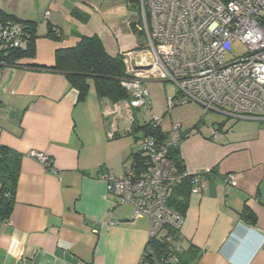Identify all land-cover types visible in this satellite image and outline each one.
<instances>
[{
	"label": "crops",
	"instance_id": "0c3cea01",
	"mask_svg": "<svg viewBox=\"0 0 264 264\" xmlns=\"http://www.w3.org/2000/svg\"><path fill=\"white\" fill-rule=\"evenodd\" d=\"M105 2L0 0V11L37 22L34 56L0 71V144L22 154L13 207L7 218L0 217V264H161L143 261L150 220L135 218L134 207L118 202L102 177L121 178L137 163L132 154L144 130L136 124L146 121L140 123L135 109L131 123L126 100L100 98L92 81L80 99L67 75L52 68L57 50L74 47L82 35L98 34L112 55L129 45L131 31L114 24L117 51L110 52L106 35L89 24L106 20ZM46 10L61 31L59 39L48 35ZM153 82L159 81L147 82L150 109L157 94ZM218 113L229 118L216 119L207 131L187 128L192 132L179 144L188 174L213 170L206 186L188 196L180 227L184 245L202 250L196 264H264V123ZM221 123L225 135L214 140L213 129ZM34 152L49 156L53 167ZM229 173L236 185L224 182ZM246 203L254 224L240 218Z\"/></svg>",
	"mask_w": 264,
	"mask_h": 264
},
{
	"label": "built area",
	"instance_id": "2783aa9c",
	"mask_svg": "<svg viewBox=\"0 0 264 264\" xmlns=\"http://www.w3.org/2000/svg\"><path fill=\"white\" fill-rule=\"evenodd\" d=\"M127 1L133 6V0ZM136 6V17L127 21L133 39L119 51L126 67L121 85L128 93L125 106L131 123L135 109L150 106L147 82L152 80L174 84L175 93L166 100L168 108L196 102L205 111L216 109L264 123V0H137ZM50 17L51 11L46 10L44 19ZM0 34L12 48L25 49L30 42V34L19 22L5 23ZM235 40L245 46L243 55L231 50ZM153 124L160 125V118H154ZM225 130L218 125L212 138H223ZM184 135L180 123L173 125L163 142L138 134L137 145L147 156L145 164L129 165L121 178L113 173L102 175L118 202L134 207L135 218L150 220V237L168 225L180 228L183 223V216L168 201L188 174L180 171L169 154ZM33 155L53 167L46 154ZM192 181V192L197 193L208 178L197 173ZM224 182L236 185V176L229 173Z\"/></svg>",
	"mask_w": 264,
	"mask_h": 264
},
{
	"label": "trees",
	"instance_id": "16d2710c",
	"mask_svg": "<svg viewBox=\"0 0 264 264\" xmlns=\"http://www.w3.org/2000/svg\"><path fill=\"white\" fill-rule=\"evenodd\" d=\"M136 1L133 0L135 3ZM9 21L22 23L30 34V42L25 49L22 47L12 48L8 45V42L2 39L0 34V71L5 66L25 65L22 60L34 56L37 22L23 20L13 14L0 11V27ZM47 22L48 35L59 39L61 31L51 25L50 19ZM56 55V65L52 68L67 75L70 83L78 89L80 99L86 97L90 89V81L93 82L100 98H107L114 102L128 99V93L121 85L126 69L123 57L119 52L115 55L110 54L98 34L82 35L74 47L58 49ZM153 122L154 118H151L145 124H136V129L142 128L145 135L153 136L160 142L165 141L168 132L162 130L161 125L155 126ZM218 125H223V123ZM197 129V127L192 128V130ZM192 130L185 131L183 139ZM137 148H139V151L132 154L137 163H132L131 165H144L147 156L140 150L138 145ZM169 154L175 160L176 166L180 171L185 172L182 158L179 154V145L171 146ZM21 161L22 154L6 145L0 144L1 218H7L13 207ZM211 172H205V174L209 176ZM193 175L187 174L183 177L168 201L169 205L182 216H184L188 207V196L191 194L194 185L192 181ZM240 218L245 222L256 223V216L247 203L240 211ZM201 251L199 247L192 243L185 246L180 228L168 225L158 236L150 237L148 247L143 255V261H149L150 263L157 261L161 264H196L202 254ZM169 258L172 260L167 262Z\"/></svg>",
	"mask_w": 264,
	"mask_h": 264
},
{
	"label": "rangeland",
	"instance_id": "374dc122",
	"mask_svg": "<svg viewBox=\"0 0 264 264\" xmlns=\"http://www.w3.org/2000/svg\"><path fill=\"white\" fill-rule=\"evenodd\" d=\"M55 1V0H54ZM124 7H126L127 18H123L122 9L119 0H106L104 7H107L108 15L106 20H101V17L95 20L90 21L89 24H93L92 27L95 31L100 29L106 39H108L107 47L110 52L117 51V40L114 33V24L115 26H120L121 28L128 29L127 21L130 18L136 17L137 6L133 2V6H129L127 0H122ZM120 4V5H118ZM128 7V9H127ZM129 17V19H128ZM119 21V22H118ZM85 28H90V25H83ZM69 31V30H68ZM67 31V34H68ZM231 50L237 55H243L246 52L245 46L238 40H235L231 44ZM232 58V54L228 51V59ZM152 86H156L157 94L154 99V109L150 108H141L137 112L140 123L144 120L148 121L150 118H160V125L164 131H170L174 124L180 123L182 130H186L190 127H197L198 129L207 131L209 128H212V124L216 119L218 120H227L229 117L226 115L218 113L216 111H205V109L196 102H187L183 104H177L171 108H168L167 105H164V99L170 98L175 93L174 84L172 82H153ZM235 119L230 118L229 123H235ZM229 126V125H228ZM230 127V126H229Z\"/></svg>",
	"mask_w": 264,
	"mask_h": 264
},
{
	"label": "water",
	"instance_id": "95a60500",
	"mask_svg": "<svg viewBox=\"0 0 264 264\" xmlns=\"http://www.w3.org/2000/svg\"><path fill=\"white\" fill-rule=\"evenodd\" d=\"M211 111H217V112H219V110H216V109H211Z\"/></svg>",
	"mask_w": 264,
	"mask_h": 264
},
{
	"label": "flooded vegetation",
	"instance_id": "af4514ba",
	"mask_svg": "<svg viewBox=\"0 0 264 264\" xmlns=\"http://www.w3.org/2000/svg\"><path fill=\"white\" fill-rule=\"evenodd\" d=\"M221 126H225V125L223 124V125H221Z\"/></svg>",
	"mask_w": 264,
	"mask_h": 264
}]
</instances>
